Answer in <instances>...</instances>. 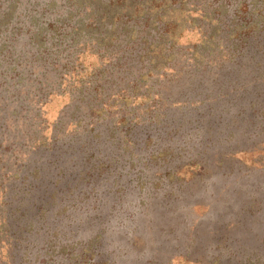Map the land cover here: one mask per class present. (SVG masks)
I'll use <instances>...</instances> for the list:
<instances>
[{
  "label": "trees",
  "instance_id": "trees-1",
  "mask_svg": "<svg viewBox=\"0 0 264 264\" xmlns=\"http://www.w3.org/2000/svg\"><path fill=\"white\" fill-rule=\"evenodd\" d=\"M186 32L199 33V41L182 45ZM186 65L191 77L220 71L215 88L198 93L202 101L222 98L262 122L264 0H0V128L2 112L13 105L20 109L15 114L28 109L47 120L46 107L61 99L59 111L69 117L55 124L48 144L36 129L32 146L22 144L49 153L52 164H40L39 153L19 167L0 158V264H32L30 245L41 238L50 248L39 245V254H52L56 238L42 232L52 229L49 214L67 210L86 182L121 176L122 161L135 163L139 155L145 170L170 162V137L152 148L151 138L138 140V133L175 120L168 87L182 82ZM185 122L177 116L178 133ZM2 145L3 152L11 149ZM198 166L171 168L154 190L161 181H187L182 171ZM149 180L140 178L152 189ZM96 243L70 264H115L95 260ZM244 264L264 262L250 257Z\"/></svg>",
  "mask_w": 264,
  "mask_h": 264
},
{
  "label": "rangeland",
  "instance_id": "rangeland-1",
  "mask_svg": "<svg viewBox=\"0 0 264 264\" xmlns=\"http://www.w3.org/2000/svg\"><path fill=\"white\" fill-rule=\"evenodd\" d=\"M199 39V33L186 32L181 43L191 45ZM188 68L184 66L181 83L166 85L176 99L172 119H186L180 127L186 137L179 139L175 120L161 130L138 133V140L151 138L152 148L158 147L160 138L170 137V162L145 170L139 152L135 163L122 161L121 176L116 175L120 179L112 175L101 182L83 184L67 210L57 208V213L49 214L52 229L42 232L56 238L54 252L42 256L38 248L48 250V242L42 238L40 246L32 242V264L75 263L72 255L96 241L95 260L115 264H244L250 257L264 262V120L256 121L258 114L245 113L235 103L227 106L222 98L220 103L202 101L198 93L211 92L214 80L221 79L220 71L191 77L185 72ZM65 103L59 99L49 104L47 120L28 109L15 114L20 110L16 105L2 112L6 127L0 128V145L11 149L0 150V158L19 167L20 161L35 160L39 153L40 164H52L49 153L35 151V147L26 149L22 144L32 146L35 129L41 130L46 144L51 142L55 124L69 119L59 111ZM196 130L191 138L190 133ZM190 139L193 142L188 143ZM191 162L199 168L182 171L187 181L177 186L161 181L154 190L155 181L166 178L167 171ZM142 177L150 179L152 189L141 185Z\"/></svg>",
  "mask_w": 264,
  "mask_h": 264
}]
</instances>
